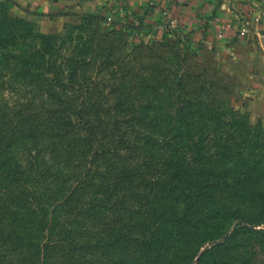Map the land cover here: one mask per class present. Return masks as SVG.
Segmentation results:
<instances>
[{"label": "trees", "instance_id": "obj_1", "mask_svg": "<svg viewBox=\"0 0 264 264\" xmlns=\"http://www.w3.org/2000/svg\"><path fill=\"white\" fill-rule=\"evenodd\" d=\"M12 5L0 0V74L17 95L0 103L1 252L29 264H261L264 128L228 104L234 81L208 65L173 71L154 48L125 54L108 35L54 43ZM233 162L245 167L235 177L222 168ZM247 234L250 253L213 256Z\"/></svg>", "mask_w": 264, "mask_h": 264}, {"label": "crops", "instance_id": "obj_2", "mask_svg": "<svg viewBox=\"0 0 264 264\" xmlns=\"http://www.w3.org/2000/svg\"><path fill=\"white\" fill-rule=\"evenodd\" d=\"M13 1L18 7H65V0H39L38 5L33 0ZM66 4L76 13L121 7L116 18L124 22L142 18L155 23L168 13L178 15L185 32L195 39L199 61L234 81L237 108L249 115L252 126L264 128V0H70Z\"/></svg>", "mask_w": 264, "mask_h": 264}, {"label": "rangeland", "instance_id": "obj_3", "mask_svg": "<svg viewBox=\"0 0 264 264\" xmlns=\"http://www.w3.org/2000/svg\"><path fill=\"white\" fill-rule=\"evenodd\" d=\"M37 5L40 3L39 0H33ZM70 0H65V7L60 8L59 6L50 7L47 5H35L33 8L29 6H10L9 15L13 18L22 19L23 27L29 31H33L36 34H49L51 35V40L57 44H65V46L71 45L70 37L76 39L78 36L84 35L86 33H94L96 39H99L100 36L108 35L110 39L115 40L119 47L122 48V51L125 54L132 55L133 53L139 51L141 47L154 48L161 53L163 58L160 60L161 63L164 62L167 68L174 70L178 69L180 64L186 65H197L200 67H206V64H203L199 61V53L197 49L193 46L195 39L190 34L186 33L184 30V25L180 22V17L174 14L178 19L179 23L177 27L172 30H161V26L167 22L166 18L160 20L159 22H144L145 19L139 18L130 21H121L116 16L119 14L121 7L108 8L107 6L97 8L94 11H79L72 12V6L66 4ZM67 7V9H65ZM88 7V6H87ZM65 11V12H64ZM71 14V15H70ZM172 14V13H171ZM173 15V14H172ZM57 16H61L63 20H58ZM58 20V22L55 20ZM108 18H112L111 21ZM31 38V37H30ZM53 42L50 43L51 46H54ZM38 45H41L40 41L37 42ZM186 58V62H183ZM6 72H1L0 74V103H12L17 95L11 91L10 87L5 85L9 81V76L5 75ZM5 76V77H4ZM107 79V77H106ZM26 91V90H25ZM236 99V90L234 95L227 100L228 104L233 108L242 113H245L239 110L235 104ZM21 153L22 149L18 148L16 153ZM264 154V149H263ZM225 172H228L231 176H238L242 174L245 167H240V165H235V162L228 166H222ZM245 188L242 192H245L249 197L251 187L248 184V179L245 178ZM210 181V180H208ZM239 182V181H238ZM231 183L235 190L240 187V183ZM244 182V181H243ZM242 182V183H243ZM210 183V182H209ZM244 184V183H243ZM234 190V191H235ZM234 193V192H232ZM241 195V194H240ZM209 223L213 224L214 221ZM232 229L229 231V233ZM252 235L247 234L245 236L240 235L236 237L235 241H231V246L220 247V250L215 251L213 256H221L223 258H228L230 256H237L244 253H250L252 251L251 240L246 244L242 243L246 241L247 237ZM222 242V241H221ZM1 243V239H0ZM223 243V242H222ZM219 243H214L216 245ZM212 243H207L201 252H209L211 249ZM193 249L185 250V256L188 257L193 254ZM201 253L196 258V261L199 260ZM258 261L261 264H264V253H258ZM19 259L11 254L9 251L7 253H2L0 249V264H29L27 257H22ZM208 259H212L208 256ZM111 261L102 260V264H111ZM95 263V264H101ZM35 264H40L36 262ZM48 264H62L60 259L54 258L51 263ZM80 264H89L87 262L81 261Z\"/></svg>", "mask_w": 264, "mask_h": 264}, {"label": "built area", "instance_id": "obj_4", "mask_svg": "<svg viewBox=\"0 0 264 264\" xmlns=\"http://www.w3.org/2000/svg\"><path fill=\"white\" fill-rule=\"evenodd\" d=\"M167 22L164 23L162 26H161V30H172L174 29L175 27H177L179 21L178 19L176 18V16L172 15L171 13H168L167 14ZM109 21L112 20V18H108ZM245 30H242V32L244 33Z\"/></svg>", "mask_w": 264, "mask_h": 264}]
</instances>
